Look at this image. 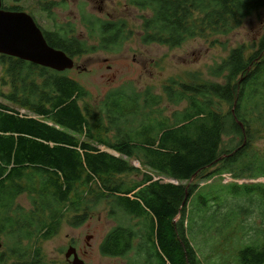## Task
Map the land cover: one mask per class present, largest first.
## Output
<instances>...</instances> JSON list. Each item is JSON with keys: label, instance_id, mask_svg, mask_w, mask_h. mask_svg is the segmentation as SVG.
Returning <instances> with one entry per match:
<instances>
[{"label": "trees", "instance_id": "obj_1", "mask_svg": "<svg viewBox=\"0 0 264 264\" xmlns=\"http://www.w3.org/2000/svg\"><path fill=\"white\" fill-rule=\"evenodd\" d=\"M128 2L148 12L141 17L142 44L170 48L228 36L264 10V0ZM89 24L102 50L121 47L130 37L125 21ZM43 32L50 47L71 58L98 50L63 28ZM252 48L250 54L245 46L233 49L209 69L210 81L200 75L190 83L169 80L163 95L180 108L170 116L162 110L163 96L150 89L141 94L126 87L110 93L97 111L83 107L88 92L67 71L0 55L8 61L3 84L10 86L2 97L14 106L0 103V228L14 248L23 246L22 261L32 256L23 264H42L31 241L54 237L64 220L83 226L104 203L111 216L118 209L131 224L108 233L100 245L104 257L128 264H202L190 240L192 227L204 229L217 215L232 214L221 223L226 226L234 211L221 213V193L195 182L226 173L235 180L264 178V150L255 146L264 136V34ZM206 171L212 172L202 177ZM131 175L136 179L124 180ZM227 191L235 200L264 203L262 184H231ZM24 195L31 201L28 211L16 204ZM238 261L264 264V244L244 246Z\"/></svg>", "mask_w": 264, "mask_h": 264}, {"label": "rangeland", "instance_id": "obj_2", "mask_svg": "<svg viewBox=\"0 0 264 264\" xmlns=\"http://www.w3.org/2000/svg\"><path fill=\"white\" fill-rule=\"evenodd\" d=\"M18 5L36 20L40 29L50 33L63 28L69 33L70 38H77L88 47L98 49L94 54L73 58L76 66L73 70L67 71V75L88 92L89 97L81 105L96 111L110 93L129 87L141 94L150 89L153 95L163 96L162 110L170 116L180 108L170 106L163 95V87L169 80L190 83L193 75H200L202 80L210 81L211 67L220 64L237 47L245 46L246 52L250 54L252 45L264 34V10H260L245 19L242 25L228 36L194 39L178 48L156 44L144 45L141 41L143 35L141 17L148 15V12L139 11L131 6L128 0H22ZM96 20L103 23L125 21L128 25L126 35L130 37L121 47L112 45L110 50H102L101 41L96 36L97 30L89 24ZM7 62L0 58V103L12 106L2 97L10 90L9 85L3 84V80L7 79L5 75ZM255 146L258 152H263L264 136L257 139ZM101 149L114 154L104 147ZM130 162L137 169H145L138 161ZM211 172L206 171L202 177H207ZM133 179H136V176L124 177L125 181ZM162 180L167 183L173 182ZM195 183L203 188V191L221 193L224 200L221 213L234 211L232 220L226 226L221 223L227 215L232 214L217 215L212 222H207L210 226L204 229L192 227L190 240L198 252L201 263L240 264L239 250L248 245L264 244V203L256 201L254 204L248 201L247 197L235 200L227 190L231 184L264 185V178L235 180L231 174L226 173L212 180L198 179ZM16 204L26 211L31 209L29 196H21ZM114 211L115 215L111 216L109 205L104 203L81 227H73L68 220H64L54 237L31 241L32 249H40L39 261L42 264H68L66 253L72 246L78 250L85 264H128L126 258L104 257L100 253V245L109 232L119 225H131L123 212L118 209ZM208 215H212V212ZM195 220L201 223L199 217H195ZM21 234V231H16V235ZM15 240L19 242L20 239ZM4 242L7 248L4 252L14 248L8 233ZM18 246L16 248L22 255L23 246ZM31 253L32 250L28 255ZM31 258L32 256H28L25 261L30 262Z\"/></svg>", "mask_w": 264, "mask_h": 264}, {"label": "water", "instance_id": "obj_3", "mask_svg": "<svg viewBox=\"0 0 264 264\" xmlns=\"http://www.w3.org/2000/svg\"><path fill=\"white\" fill-rule=\"evenodd\" d=\"M0 0V55L19 59L59 73L75 68V61L65 52L50 47L42 30L30 15L5 12ZM0 243V247H1ZM72 264H85L70 247L66 259Z\"/></svg>", "mask_w": 264, "mask_h": 264}, {"label": "flooded vegetation", "instance_id": "obj_4", "mask_svg": "<svg viewBox=\"0 0 264 264\" xmlns=\"http://www.w3.org/2000/svg\"><path fill=\"white\" fill-rule=\"evenodd\" d=\"M21 1L22 0H2L1 9L5 12H19V13L22 12V13H25L22 10V8L18 5L19 3H21ZM33 20L36 22V20L34 18H33ZM36 24H37V22H36ZM37 26H38V24H37ZM41 30H42V32L44 31L43 29H41ZM43 34H44V32H43ZM6 234H7V231L0 228V243L2 245L0 247V264H21L22 263V258H21L22 255H20L19 252L16 251V248H12L10 251L4 252V250L6 248L4 238L6 237ZM76 252H77L78 257L80 258L81 255L78 252V250H76ZM66 261L68 264H72L73 258H71L70 260H66Z\"/></svg>", "mask_w": 264, "mask_h": 264}]
</instances>
